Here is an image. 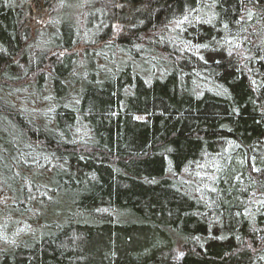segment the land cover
Here are the masks:
<instances>
[{
	"label": "trees",
	"instance_id": "trees-1",
	"mask_svg": "<svg viewBox=\"0 0 264 264\" xmlns=\"http://www.w3.org/2000/svg\"><path fill=\"white\" fill-rule=\"evenodd\" d=\"M0 188V264H264V0H0Z\"/></svg>",
	"mask_w": 264,
	"mask_h": 264
},
{
	"label": "rangeland",
	"instance_id": "rangeland-1",
	"mask_svg": "<svg viewBox=\"0 0 264 264\" xmlns=\"http://www.w3.org/2000/svg\"><path fill=\"white\" fill-rule=\"evenodd\" d=\"M6 202L4 194H2V189L0 188V204L3 205ZM8 219L7 216H0V238L7 239L14 234L15 229H8Z\"/></svg>",
	"mask_w": 264,
	"mask_h": 264
},
{
	"label": "snow or ice",
	"instance_id": "snow-or-ice-1",
	"mask_svg": "<svg viewBox=\"0 0 264 264\" xmlns=\"http://www.w3.org/2000/svg\"><path fill=\"white\" fill-rule=\"evenodd\" d=\"M249 18H251V16H249Z\"/></svg>",
	"mask_w": 264,
	"mask_h": 264
}]
</instances>
